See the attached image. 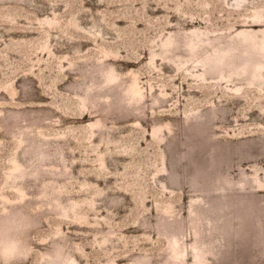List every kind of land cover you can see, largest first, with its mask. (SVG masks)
<instances>
[{"label":"rangeland","instance_id":"rangeland-1","mask_svg":"<svg viewBox=\"0 0 264 264\" xmlns=\"http://www.w3.org/2000/svg\"><path fill=\"white\" fill-rule=\"evenodd\" d=\"M0 264H264V0H0Z\"/></svg>","mask_w":264,"mask_h":264},{"label":"clouds","instance_id":"clouds-1","mask_svg":"<svg viewBox=\"0 0 264 264\" xmlns=\"http://www.w3.org/2000/svg\"><path fill=\"white\" fill-rule=\"evenodd\" d=\"M22 254L23 252L18 244L0 249V257H2L6 262H10Z\"/></svg>","mask_w":264,"mask_h":264}]
</instances>
